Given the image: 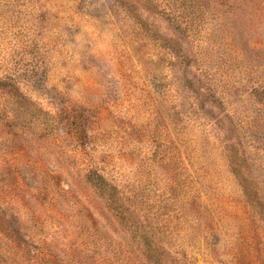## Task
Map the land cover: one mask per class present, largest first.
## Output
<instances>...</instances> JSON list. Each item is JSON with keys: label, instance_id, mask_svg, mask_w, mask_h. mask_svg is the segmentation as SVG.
<instances>
[{"label": "rangeland", "instance_id": "obj_1", "mask_svg": "<svg viewBox=\"0 0 264 264\" xmlns=\"http://www.w3.org/2000/svg\"><path fill=\"white\" fill-rule=\"evenodd\" d=\"M31 68L45 72L27 94L44 111L59 91L93 112L91 146L142 210L156 218L175 196L165 230L195 264H264V0H0V70ZM58 139H37L39 158L11 145L2 163L57 178L66 246L78 242L72 201L109 238L104 203Z\"/></svg>", "mask_w": 264, "mask_h": 264}, {"label": "trees", "instance_id": "obj_2", "mask_svg": "<svg viewBox=\"0 0 264 264\" xmlns=\"http://www.w3.org/2000/svg\"><path fill=\"white\" fill-rule=\"evenodd\" d=\"M21 77L26 78L25 82L20 81ZM35 86L37 90L46 88L43 70L31 68L23 74L0 70V141L6 145L3 153L0 152V264H195V259L177 246L174 239L170 242L173 233L165 230L164 224L170 216L168 210L170 205L173 206L175 196L163 194L161 212L154 218L149 207L151 218L147 220L145 213L148 212L138 203L135 184L126 185L122 179L118 180L104 152L91 146L93 112L86 106L69 100L65 102L59 91L49 96L52 110L44 111L27 95ZM59 132L64 136L60 137ZM51 135L59 138L60 144H70L66 151L71 156L76 155L77 173L104 203L111 219L107 224L109 238L98 235L101 231L93 217L72 201L73 209L78 211V232L74 235L78 242L74 248L66 246L64 225L62 220L56 219L60 192H63L57 178L43 166H33L24 178L21 170L2 163L1 159L9 154L11 145H18L20 150L26 149L34 154V158H39L37 139ZM220 144L224 146V141ZM173 154L174 158L178 156L177 148ZM230 169L238 177L237 169L232 166ZM31 181L35 184L31 185ZM129 186H132L131 192ZM240 186L250 208L261 217L242 180ZM188 187L186 180L181 191ZM149 189L147 184L142 192L149 193ZM160 219L163 223L161 232L157 229ZM153 220L157 221L155 226ZM48 225H51V232ZM57 235L61 237L63 248L58 242L56 244ZM97 251L104 253L102 260L90 263V252Z\"/></svg>", "mask_w": 264, "mask_h": 264}]
</instances>
